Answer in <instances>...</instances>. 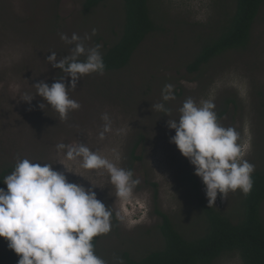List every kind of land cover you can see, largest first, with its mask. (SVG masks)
Here are the masks:
<instances>
[{"label":"rangeland","instance_id":"1","mask_svg":"<svg viewBox=\"0 0 264 264\" xmlns=\"http://www.w3.org/2000/svg\"><path fill=\"white\" fill-rule=\"evenodd\" d=\"M84 1L0 0V171L14 170L18 160L29 159L52 164L69 183L91 188L112 212L111 231L97 236L95 254L114 264V257L124 262L125 253L138 260L162 248L161 219L155 207L187 238L204 232L195 197L207 201L205 186L194 174V166L170 143L175 130L167 126L168 120L179 119L178 110L189 97L197 104L213 101L215 112L224 108L228 98H234L236 106L229 103L218 123L239 133L243 158L255 165V171L264 167V9L253 24L246 49L223 52L191 72L187 66L218 36L227 15L235 10V2L148 0L158 29L146 36L126 67L82 76L76 89L68 91L69 98L81 107L62 121L47 102L43 110L39 108L43 101L35 96L33 86L40 81L51 86L63 77L68 85L70 78L47 60L51 52L58 60L70 54L73 45L65 44L60 35L70 38L75 33L83 39L87 34L91 38L84 41L85 46L100 45L102 55L124 34L123 0H106L89 12L83 9ZM166 84L174 86L175 99L164 102L162 89ZM25 95L35 97L24 102ZM157 103H164L170 111H157L153 107ZM104 113L112 121V131L101 140ZM140 135L135 155L141 158L133 160L131 166L139 184L127 200L116 196L106 170H85L79 160L66 159V149L58 151L56 147L60 143H84L129 170L128 152ZM191 174L197 178V189L182 180ZM241 198L239 189L229 192L225 199L218 193L213 206L235 214ZM262 208L264 217V202ZM0 247L8 248L4 238H0ZM214 264L242 263L237 253H231Z\"/></svg>","mask_w":264,"mask_h":264},{"label":"clouds","instance_id":"2","mask_svg":"<svg viewBox=\"0 0 264 264\" xmlns=\"http://www.w3.org/2000/svg\"><path fill=\"white\" fill-rule=\"evenodd\" d=\"M95 34L93 29L92 35ZM90 38L87 34L83 39L75 33L70 38L61 34L65 44L73 45L70 54L59 60L55 52L47 57L53 68L70 78L67 86L64 77L51 86L44 81L33 84L35 96L43 101L39 108L43 110L47 102L62 121L67 120L69 112L81 107L69 98L68 91L76 89L82 76L104 72L100 45L85 46L84 41ZM173 87L164 86L162 101L175 99ZM35 96L25 95L22 100L31 102ZM153 107L164 113L170 111L164 103ZM214 108L211 100L197 104L189 97L178 110L179 119L167 121L168 128L175 130L170 143L194 166V174L205 186L208 207L214 205L218 193L225 199L229 192L239 189L247 196L255 171V165L243 158L245 151L238 143L239 133L233 127L221 126ZM101 119L104 126L99 139L103 140L105 133L112 131V121L108 113L102 114ZM56 147L58 151L66 149V159L79 160L85 170H106L121 200L129 199L139 184L131 170L118 167L84 143H60ZM3 183L6 189L0 188V238L19 257L17 264H107L95 254L92 241L111 231L112 212L91 188L86 190L80 184L69 183L52 164L29 159L18 160ZM114 264H123V260L114 257Z\"/></svg>","mask_w":264,"mask_h":264},{"label":"trees","instance_id":"3","mask_svg":"<svg viewBox=\"0 0 264 264\" xmlns=\"http://www.w3.org/2000/svg\"><path fill=\"white\" fill-rule=\"evenodd\" d=\"M106 0H85L83 9L91 11ZM235 10L227 15L224 26L212 42L205 45L197 56L189 63V71H198L212 58L231 50L246 49L252 35V27L264 9V0H233ZM125 7V27L122 38L102 54L105 71L120 70L126 67L133 52L147 35L158 29L151 17L148 0H123ZM83 60V59H81ZM229 103L236 106L234 98L225 101L224 108L217 111V118L225 113ZM261 121L264 132V104L261 103ZM135 141L128 155L131 170L132 161L140 159L136 156L139 142ZM12 167L0 171V188ZM192 173V172H191ZM188 175V174H187ZM183 176L194 189L198 182L194 174ZM253 187L245 196L242 192L240 209L235 214L226 213L215 206L208 207V201L196 198L200 216L204 220V232L194 238L184 236L173 224L170 217L155 207L154 212L160 217L159 232L163 238V246L152 250L142 258L135 260L124 254L123 264H214L226 254L237 253L242 264H264V167L252 173ZM155 186V184H154ZM156 193V191H154ZM237 215V216H236ZM237 217V218H235ZM97 237L93 238L94 252ZM19 257L9 248L0 247V264H17Z\"/></svg>","mask_w":264,"mask_h":264}]
</instances>
